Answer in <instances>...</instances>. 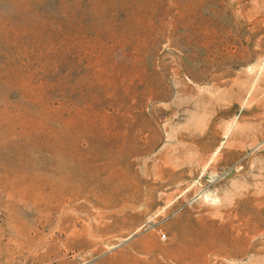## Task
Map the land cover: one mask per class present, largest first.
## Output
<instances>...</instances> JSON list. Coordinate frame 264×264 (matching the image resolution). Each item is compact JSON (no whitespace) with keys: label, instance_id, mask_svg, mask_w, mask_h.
Segmentation results:
<instances>
[{"label":"rangeland","instance_id":"rangeland-1","mask_svg":"<svg viewBox=\"0 0 264 264\" xmlns=\"http://www.w3.org/2000/svg\"><path fill=\"white\" fill-rule=\"evenodd\" d=\"M263 119L264 0H0V264H264Z\"/></svg>","mask_w":264,"mask_h":264},{"label":"bare ground","instance_id":"bare-ground-1","mask_svg":"<svg viewBox=\"0 0 264 264\" xmlns=\"http://www.w3.org/2000/svg\"><path fill=\"white\" fill-rule=\"evenodd\" d=\"M264 120V119H263ZM243 131V130H242ZM240 134V133H239ZM245 146V145H244ZM251 161V160H250ZM194 165V164H193Z\"/></svg>","mask_w":264,"mask_h":264},{"label":"built area","instance_id":"built-area-1","mask_svg":"<svg viewBox=\"0 0 264 264\" xmlns=\"http://www.w3.org/2000/svg\"><path fill=\"white\" fill-rule=\"evenodd\" d=\"M165 237V236H164Z\"/></svg>","mask_w":264,"mask_h":264}]
</instances>
